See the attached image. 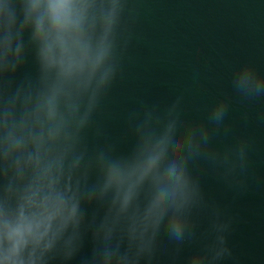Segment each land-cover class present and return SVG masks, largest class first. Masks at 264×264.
<instances>
[{"label": "water", "instance_id": "obj_1", "mask_svg": "<svg viewBox=\"0 0 264 264\" xmlns=\"http://www.w3.org/2000/svg\"><path fill=\"white\" fill-rule=\"evenodd\" d=\"M46 4L0 0V209L64 202L25 264H264V0H73L51 54Z\"/></svg>", "mask_w": 264, "mask_h": 264}, {"label": "clouds", "instance_id": "obj_2", "mask_svg": "<svg viewBox=\"0 0 264 264\" xmlns=\"http://www.w3.org/2000/svg\"><path fill=\"white\" fill-rule=\"evenodd\" d=\"M44 0H32L33 10L41 8ZM73 0H47L46 8L56 35L52 44L48 45V53H52L53 46L58 44L64 49L65 41L63 33L74 23L71 17ZM38 31L43 32V23L38 21ZM51 62H55V56L49 55ZM241 88L247 86L246 81H241ZM223 111L216 112V118L220 119ZM50 138L54 133L48 132ZM44 132L35 138L38 149L43 146ZM19 144V141H13ZM39 164V153L36 160ZM174 173V169L170 170ZM47 180L45 184L43 181ZM54 181L48 177L45 171L37 182L29 187L27 193L22 197L23 203L19 205L18 213L10 217L3 209H0V264H25L21 258L22 250L28 245L29 239L35 245H39L51 231L52 223L58 217L63 216L64 202L54 195ZM75 209L72 214L74 215ZM181 225L179 222L173 224V231L179 235ZM6 245V246H5ZM31 264V262H29Z\"/></svg>", "mask_w": 264, "mask_h": 264}]
</instances>
